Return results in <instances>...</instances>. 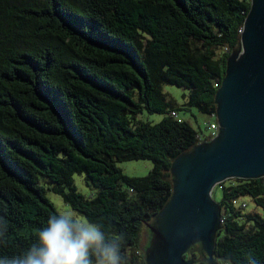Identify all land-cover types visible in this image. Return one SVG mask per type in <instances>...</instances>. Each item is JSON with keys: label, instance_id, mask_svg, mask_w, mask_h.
I'll use <instances>...</instances> for the list:
<instances>
[{"label": "trees", "instance_id": "16d2710c", "mask_svg": "<svg viewBox=\"0 0 264 264\" xmlns=\"http://www.w3.org/2000/svg\"><path fill=\"white\" fill-rule=\"evenodd\" d=\"M250 3L0 0V219L8 228L0 258L26 251L59 213L52 191L106 233L123 234L126 264H147L140 238L169 201L172 162L210 138L171 113L195 107L215 116ZM165 84L186 90L184 103ZM143 111L163 117L143 121ZM136 159L151 161L146 175L118 166ZM74 173L93 196L77 190ZM217 185L214 260L248 264L251 254L264 264V176ZM184 257L208 264L200 243Z\"/></svg>", "mask_w": 264, "mask_h": 264}, {"label": "water", "instance_id": "95a60500", "mask_svg": "<svg viewBox=\"0 0 264 264\" xmlns=\"http://www.w3.org/2000/svg\"><path fill=\"white\" fill-rule=\"evenodd\" d=\"M215 103L216 134L171 164L172 193L149 226L147 264H194L184 254L196 243L208 264H219L213 255L221 207L212 189L229 178L264 176V0H251Z\"/></svg>", "mask_w": 264, "mask_h": 264}, {"label": "clouds", "instance_id": "9594fccd", "mask_svg": "<svg viewBox=\"0 0 264 264\" xmlns=\"http://www.w3.org/2000/svg\"><path fill=\"white\" fill-rule=\"evenodd\" d=\"M7 231L0 219V243ZM123 241V234H108L99 223L81 221L71 213H50L36 242L20 255L0 258V264H126ZM248 264L259 261L249 254Z\"/></svg>", "mask_w": 264, "mask_h": 264}, {"label": "rangeland", "instance_id": "374dc122", "mask_svg": "<svg viewBox=\"0 0 264 264\" xmlns=\"http://www.w3.org/2000/svg\"><path fill=\"white\" fill-rule=\"evenodd\" d=\"M163 90L172 95L178 104L184 103V97L182 94L187 93L186 90L169 84H165L163 86ZM176 114L179 119L188 120L191 125L197 130L201 138H204L205 136H208L212 133V130L209 126L211 122L217 123L216 116L200 112L195 107L178 110L176 111ZM162 117L163 114L149 113L147 111H143L140 115V118L143 121H150L152 123L158 122ZM118 166L123 170L125 174L129 176L141 177L149 172L152 167V163L147 159H136L118 162ZM73 179L76 188L80 193H82L86 197L93 196L94 191L85 184L83 174L74 173ZM46 196L53 203L54 207L59 213H71L73 216L79 218L81 221L88 222L80 212L73 209L70 205L66 204L59 194H56L52 191H46ZM211 196L216 202H219L221 197L220 186L216 185L212 189ZM244 202H246V208L248 210L258 211L257 206L254 205L250 198H245ZM155 222L156 219L154 218L153 222L151 223V226L154 227ZM147 231L148 233L143 232L140 238V251L143 247H145L144 249H146L149 245L151 239L150 236L152 234L151 228L148 227Z\"/></svg>", "mask_w": 264, "mask_h": 264}, {"label": "built area", "instance_id": "2783aa9c", "mask_svg": "<svg viewBox=\"0 0 264 264\" xmlns=\"http://www.w3.org/2000/svg\"><path fill=\"white\" fill-rule=\"evenodd\" d=\"M173 116H176V113L174 112V111H172V113H171ZM210 129L212 130V133L209 135V137L210 138H212L215 134H216V132H217V130H218V124L217 123H215V122H213V123H211L210 125ZM209 138V139H210ZM208 139V140H209Z\"/></svg>", "mask_w": 264, "mask_h": 264}]
</instances>
